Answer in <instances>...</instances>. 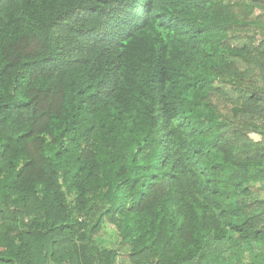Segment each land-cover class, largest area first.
I'll return each mask as SVG.
<instances>
[{
  "label": "trees",
  "instance_id": "obj_1",
  "mask_svg": "<svg viewBox=\"0 0 264 264\" xmlns=\"http://www.w3.org/2000/svg\"><path fill=\"white\" fill-rule=\"evenodd\" d=\"M122 248L264 264V0H0V264Z\"/></svg>",
  "mask_w": 264,
  "mask_h": 264
},
{
  "label": "rangeland",
  "instance_id": "obj_2",
  "mask_svg": "<svg viewBox=\"0 0 264 264\" xmlns=\"http://www.w3.org/2000/svg\"><path fill=\"white\" fill-rule=\"evenodd\" d=\"M254 140L259 141L260 137L258 135H252ZM98 244L102 248L116 249L118 248V236L115 228L111 224H106L105 229L101 232L98 239ZM121 255L119 256V261L121 264H132L128 257V249H120Z\"/></svg>",
  "mask_w": 264,
  "mask_h": 264
}]
</instances>
